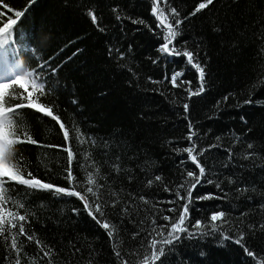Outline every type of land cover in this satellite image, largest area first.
<instances>
[{
  "label": "trees",
  "instance_id": "1",
  "mask_svg": "<svg viewBox=\"0 0 264 264\" xmlns=\"http://www.w3.org/2000/svg\"><path fill=\"white\" fill-rule=\"evenodd\" d=\"M200 2L159 5L169 21L172 8L183 20L175 48L197 54L205 68V91L190 99L186 89L199 87V74L182 55L160 51L164 29L152 13L153 0H36L13 26L12 47L0 55L41 75L46 94L31 98L51 106L69 129L73 184L83 193L88 174L95 176L99 200L87 198L102 205L98 218L115 229L110 238L77 197L28 189L4 177L12 191L0 193V214L6 220L8 211L27 214L26 231L35 234L32 242L19 237L20 264H144L149 233L155 236L153 228L166 224L163 216L177 217L184 201L176 193L186 195L192 182L187 172L199 171L182 151L190 146V126L205 175L192 192L189 233L166 245L155 264H264V0H214L190 15ZM27 4L0 0V27ZM176 72L183 73L178 83L191 84L173 87ZM22 100L10 90L5 103ZM18 111L28 113L18 118V127L38 143L13 144L9 167L22 168L26 178L70 187L64 178L67 152L47 147L68 146L59 124L34 109ZM1 130L3 175L11 141ZM77 130L85 142L76 138ZM219 212L225 216L213 230L210 217ZM241 234L243 246L234 242ZM15 258L0 236V264H15Z\"/></svg>",
  "mask_w": 264,
  "mask_h": 264
},
{
  "label": "snow or ice",
  "instance_id": "2",
  "mask_svg": "<svg viewBox=\"0 0 264 264\" xmlns=\"http://www.w3.org/2000/svg\"><path fill=\"white\" fill-rule=\"evenodd\" d=\"M36 0H28V4L24 10H17L15 11L14 15L15 18H10L7 22L3 23V26L0 27V52H3L5 56H7L9 49L12 47L14 36H13V26L16 25L20 18L25 16V13L28 8L34 4ZM166 3L167 0H164ZM214 0H201V2L195 7L194 11L190 15H196L197 13L201 12L202 10L208 8L212 5ZM154 6L152 8V13L157 17L158 20V27L162 26L164 29V44L161 46L160 51L166 55L172 56H180L186 58V61L192 68L196 70L199 74V87L195 90L191 89L190 87L186 89L189 93V99L192 96H199L205 91V68L199 62L197 54L191 51H178L174 46V41L176 37L179 35V27L183 23L182 19H179V13L175 8L171 9L170 15L172 16V21H169L168 15L159 7L161 0H153ZM12 11V9H9ZM89 17L91 18L94 24L97 23V16L93 11L88 12ZM119 18V17H118ZM133 23H143V21H133ZM122 58V57H121ZM55 71V69H53ZM183 73L176 72L173 73L170 77V83L173 87H180L181 84H191L190 81H180L178 83V78L181 77ZM22 89L23 93H27V95H23V93L15 92L16 88ZM10 90L13 91L14 95H21L23 97L22 102L16 103L14 105L6 106L5 100L6 97L9 96ZM33 93H39L40 95L46 94L45 83L42 80V77L39 73H34L33 71H26L23 69V65L20 63H13L10 66L9 74L6 76L5 79L0 81V105H2L4 114L0 115V129H3L8 136V139L11 141L5 148L4 151V163L9 170L8 173L0 175V193L5 191L11 192L12 189H7L4 177H7L11 181L18 182L20 185L26 186L28 189L32 190H49L53 191L55 194H63L71 197H77L81 200L84 204L85 209L88 210V214L96 219L98 223L101 224L103 228L108 230L109 237H113L115 229L112 225H110L107 221H101L99 216H103V208L102 205L98 202H90L88 194H91L92 197H96L99 200V194L96 190L99 186L97 185V180L92 173H89L87 176L86 183L89 187L82 193L76 190V186L73 184L76 181V177L72 171V161L75 159V153L73 152L71 145H70V132L69 129L66 127L64 122L60 119L58 115L53 113V109L51 106H45L42 103H38L37 99H32ZM23 101H27L24 103ZM251 101H246V103H250ZM34 109L35 111L41 112L43 115L51 117V119L55 120L57 124H59V128L63 133L64 140L68 142L67 147L61 148L59 145H49L47 147H55L60 148V150L67 152V167L65 168V179L69 182L70 187L65 188L61 186L53 185L52 183L42 182L40 179L32 177V174L29 172L26 178L22 172L23 169L20 167H16L13 170L9 167L7 163V157L11 156V146L17 142L20 143H38L34 139L31 138L30 133H28L27 129L24 128L21 130L18 126L22 123L18 118L27 115L28 113L18 111L19 109ZM185 111L188 110V104L184 105ZM16 135L19 137V140L10 139L11 136ZM195 135L194 132L191 130V126L189 129V136L188 140L190 141V146L186 147L182 151L187 154V157L190 159L191 163L198 169V173L195 171H188L187 177L191 179L190 186L186 188V195H181L179 192L176 193L177 199L179 201H184V203L179 205V212L177 217L173 219L170 216H163V220L166 221L164 225H157L153 228V232L155 236H152V233H149L150 239L147 242V246L150 249V256L146 257L144 260V264H155L156 261L160 260V258L165 253V246L172 245L175 241L181 239L182 234H188L189 229L185 227V222L190 216V209L189 205L192 202V192L195 190L196 186L200 183L201 178L205 175V167L203 166L202 162L198 159L197 154V146L193 141V136ZM82 143L85 142L82 134L79 133L77 130V137ZM251 147V145H249ZM203 152L201 151L199 155H202ZM159 176L156 177V180H160ZM151 184V181H149ZM181 188H184L185 185L181 184ZM208 198V197H202ZM143 199V198H142ZM7 201H5L6 203ZM147 203V201H145ZM169 203H175L174 201H169ZM21 209L24 208L23 203H19L16 205ZM169 212H175L176 209L170 208L167 209ZM7 216L11 217V219H5L3 214H0V236H3L4 240L8 243L10 249L16 254L15 264H20V253L22 251L23 245L22 243H18L19 237L23 236L25 240L28 242H32L35 240V234H30L26 231L25 224L28 222L27 214H19L14 211H8ZM225 216V213L219 212L212 214L210 220L212 221L213 230H215L216 222L221 221ZM19 221V223L15 221ZM155 225V220L153 221ZM5 225H8L5 227ZM194 227L196 229H201L203 227L201 221H196ZM15 230V231H13ZM7 233V235H5ZM156 237H159L157 239ZM223 240H230L231 237L229 235H223ZM244 236L241 234L239 239H236L234 242L237 244H241L243 246ZM37 247H41V242L36 241ZM41 251L44 252L45 256L50 255V251H45L41 247ZM245 251L249 256H253L254 253L247 248ZM117 256H120V253L117 251ZM205 254L201 253L203 257ZM123 264H128L127 261H124Z\"/></svg>",
  "mask_w": 264,
  "mask_h": 264
},
{
  "label": "rangeland",
  "instance_id": "3",
  "mask_svg": "<svg viewBox=\"0 0 264 264\" xmlns=\"http://www.w3.org/2000/svg\"><path fill=\"white\" fill-rule=\"evenodd\" d=\"M5 65V69H10V66L12 65V63H9V62H6ZM4 74V78H0V81H2L3 79L6 78V75L5 73L3 72ZM2 154H3V138H2V130L0 129V161H1V158H2Z\"/></svg>",
  "mask_w": 264,
  "mask_h": 264
}]
</instances>
